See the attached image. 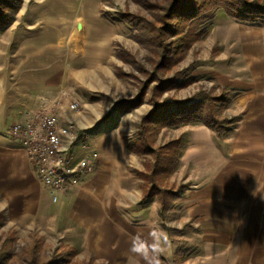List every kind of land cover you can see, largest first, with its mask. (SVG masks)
I'll return each mask as SVG.
<instances>
[{
    "label": "rangeland",
    "instance_id": "rangeland-1",
    "mask_svg": "<svg viewBox=\"0 0 264 264\" xmlns=\"http://www.w3.org/2000/svg\"><path fill=\"white\" fill-rule=\"evenodd\" d=\"M167 2L0 0V264H108L84 245L83 231L68 230L65 211L52 202L21 142L10 133L44 98L65 89L80 101L78 111L69 99L49 106L62 125L73 124L88 143L91 135L118 142L124 134L132 146H140L147 136L158 150L202 123L160 125L146 118L159 106L170 113L191 99H216L210 104L218 118L227 120L226 127L236 122L228 111L233 97L227 76L232 72L235 79L249 80L250 72L236 68L248 62L234 46L246 29L245 37L258 30L257 37L264 39V25L242 23L216 9L203 25L204 35L193 41L182 20L172 18L166 25L161 8ZM183 8L179 5L176 13ZM171 26L182 32L174 35ZM149 158L155 162V156ZM154 195L160 201V194ZM177 231L172 229L175 241L183 237ZM191 254L195 249L180 245L176 259Z\"/></svg>",
    "mask_w": 264,
    "mask_h": 264
},
{
    "label": "crops",
    "instance_id": "crops-1",
    "mask_svg": "<svg viewBox=\"0 0 264 264\" xmlns=\"http://www.w3.org/2000/svg\"><path fill=\"white\" fill-rule=\"evenodd\" d=\"M245 33L234 51L248 62L236 68L249 71L250 78L241 81L231 72L225 84L233 97L228 109L236 119L233 129L220 135L193 125L163 144L174 142L177 150H164V163L171 155L175 159L162 180L175 191L184 187L164 213L157 197L145 199L154 154L134 151L124 134L118 142L90 136L99 152L96 171L57 204L68 230L83 231L84 245L108 264H143L129 251L130 243L151 228L168 237L161 264H264V39L258 30ZM172 229L183 237L175 241ZM180 245L195 254L178 261Z\"/></svg>",
    "mask_w": 264,
    "mask_h": 264
},
{
    "label": "trees",
    "instance_id": "trees-1",
    "mask_svg": "<svg viewBox=\"0 0 264 264\" xmlns=\"http://www.w3.org/2000/svg\"><path fill=\"white\" fill-rule=\"evenodd\" d=\"M167 3L168 4L164 6V8H161L167 15L166 17L168 20H165L166 25L170 26L169 21L172 18L182 20L181 25L188 27L186 36L190 35V39L193 41L204 35L203 25L213 18L216 9H223L228 16L235 18L242 23L264 25V0H168ZM179 5H183L184 8L182 13L178 14L176 12ZM175 15H178V18H176ZM171 29V32L174 33V35H178L180 32V28L179 30L174 27ZM150 31L157 32V28H152ZM156 37H159L158 32ZM157 40L159 41V38ZM191 44L192 42H189V45ZM186 83L187 82H182L180 85ZM215 101L216 99L213 98H208L201 102H195L191 99L181 103L177 106L178 108L175 110L176 112L171 111L172 113L166 112L163 106H159L146 118V123L150 122L160 125L177 126L201 122L212 128L217 134L221 135L225 131L232 130L234 125L232 127H226L225 123H227V120H220L218 118L214 109L215 106L210 104L212 102L215 103ZM150 140L149 137L142 136V144L140 146L134 145L132 146V149L143 154H154L155 162L153 166H151L152 171L151 175H149L150 180L148 179V183H151V188L146 192L145 199L148 200L155 196L154 194H160L162 213H164L171 204L173 198L181 195L184 188L181 187L179 190L175 191L174 186L172 185L169 187L167 182H165L166 184L162 188V184L164 183L162 180L163 169H165L166 173L168 168H172L175 159V155H171L170 159H166L164 163L162 156L163 152L165 149H170L171 152H173V150H177V147H175L173 142L168 144L167 147L164 148L161 146V148L157 150Z\"/></svg>",
    "mask_w": 264,
    "mask_h": 264
},
{
    "label": "built area",
    "instance_id": "built-area-1",
    "mask_svg": "<svg viewBox=\"0 0 264 264\" xmlns=\"http://www.w3.org/2000/svg\"><path fill=\"white\" fill-rule=\"evenodd\" d=\"M58 93L52 99L44 98L39 107L28 112L25 122L14 123L10 130L21 142L48 196L55 203L93 174L99 159V152L87 142V137L78 134L73 124L62 125L56 108L49 106L57 99H69L72 110L80 109V101L71 99L67 90L61 89Z\"/></svg>",
    "mask_w": 264,
    "mask_h": 264
},
{
    "label": "clouds",
    "instance_id": "clouds-1",
    "mask_svg": "<svg viewBox=\"0 0 264 264\" xmlns=\"http://www.w3.org/2000/svg\"><path fill=\"white\" fill-rule=\"evenodd\" d=\"M167 244V235L157 228H151L147 233L139 232L132 237L129 251L140 257L143 264H161L158 257Z\"/></svg>",
    "mask_w": 264,
    "mask_h": 264
}]
</instances>
